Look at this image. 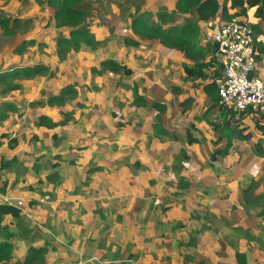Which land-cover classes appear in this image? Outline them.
<instances>
[{
	"label": "crops",
	"instance_id": "crops-1",
	"mask_svg": "<svg viewBox=\"0 0 264 264\" xmlns=\"http://www.w3.org/2000/svg\"><path fill=\"white\" fill-rule=\"evenodd\" d=\"M92 2L82 1L90 44L59 59L57 39L74 26L57 27L46 3L0 0V16L20 20L0 49V75L48 68L0 80V105H12L0 122V204L20 209L0 220L11 245L0 264H195L200 247L204 264H237V251L264 264L255 119H242L241 137L225 135L228 110L212 100L211 81L187 77L182 52L130 28L132 16L175 0ZM206 25V59L219 61ZM9 83L20 87L2 93Z\"/></svg>",
	"mask_w": 264,
	"mask_h": 264
},
{
	"label": "trees",
	"instance_id": "trees-1",
	"mask_svg": "<svg viewBox=\"0 0 264 264\" xmlns=\"http://www.w3.org/2000/svg\"><path fill=\"white\" fill-rule=\"evenodd\" d=\"M36 1L46 3L54 9L53 17L57 27L64 25L74 26L69 33V37H60L57 39L59 59H62L70 49L76 51L82 42L90 44L91 37L89 36V29L85 22L87 15L85 7H82L83 0ZM230 9H233L234 12L230 13ZM250 9H254L253 12L250 11L249 13L248 10ZM218 15L222 21L229 20L233 16H252L257 20V23L252 24L254 28V45L256 55L264 66V0H175L174 7L171 10L160 5L154 12L145 10L132 16L130 22V28L133 32L139 33L149 39L158 40L164 46L182 52L189 59V63L183 64V70L186 76L192 79H209L211 83L206 84L205 87L212 93V100H215L217 104L218 93L214 79L220 75L222 64L220 60L218 61L215 58L206 59L208 47L207 43L203 44L200 23H207L211 27V23ZM180 16L184 18L181 22H177ZM19 21L16 18L12 19L0 16V27L4 33L12 34L15 27L19 25ZM125 42L131 45L138 44L137 41L131 39H126ZM27 44L28 42L22 41L15 51L22 53ZM101 65L113 70L121 68L120 64L111 59L103 60ZM123 69L126 74H130L131 70L129 68L123 67ZM47 71L48 68L43 64H36L32 68L23 67L2 74L0 75V80L4 82L6 78H10V75L25 74L29 76ZM19 87L20 85L18 84L9 83L1 92L3 93ZM60 99L61 96L52 98V100L57 101ZM8 108L12 109V105H0V122L6 118ZM226 110H228L226 113L228 117L225 121V127L228 126V129L226 128L225 135L241 137L243 129L248 127L247 125L242 127V119L247 116L255 119L254 123L259 133H264V117L262 114L259 116L256 114H247L246 112L237 113L229 109ZM240 129L242 130L241 133ZM19 213L20 209L16 206L0 204V220L4 215L18 216ZM9 235L7 234V236ZM6 239L0 240V262L8 258L11 252V245ZM235 259L237 264H246V256L243 251H237L235 253ZM195 264H202V262Z\"/></svg>",
	"mask_w": 264,
	"mask_h": 264
},
{
	"label": "built area",
	"instance_id": "built-area-1",
	"mask_svg": "<svg viewBox=\"0 0 264 264\" xmlns=\"http://www.w3.org/2000/svg\"><path fill=\"white\" fill-rule=\"evenodd\" d=\"M255 23L257 20L252 21L250 16L216 21L205 32L204 39L214 45L222 64L220 75L214 79L218 105L264 117V68L256 55L252 26Z\"/></svg>",
	"mask_w": 264,
	"mask_h": 264
},
{
	"label": "rangeland",
	"instance_id": "rangeland-1",
	"mask_svg": "<svg viewBox=\"0 0 264 264\" xmlns=\"http://www.w3.org/2000/svg\"><path fill=\"white\" fill-rule=\"evenodd\" d=\"M126 1V0H125ZM134 3H136V4H141V3H144L145 2V0H132ZM152 3L153 2H158V0H150ZM167 1V0H166ZM89 2L90 3H93L92 2V0H89ZM90 3H87L86 5H84V7H85V10L87 11V9H89V4ZM157 5H159V4H157ZM167 7V6H166ZM101 11L102 12H105L106 11V8H104L103 6L101 7ZM183 16H180L178 19H177V22L179 21V22H181L182 20H183ZM210 28V25L208 24V25H206V26H204V29H203V31H204V33H203V37L205 36V32L208 30ZM12 34H9V33H4L3 31H1L0 32V49L2 48V47H4L5 45H7V46H11L12 44H13V41H11L12 40V36H11ZM26 42H28V41H26ZM260 67H262V68H264V66H263V64H262V62L260 61ZM193 234V236L191 235V233L189 232L188 233V237H189V239L192 241V243L194 244V243H197V239H198V231L197 232H193L192 233ZM204 254H205V250L204 249H202V247H200L199 248V250L198 251H196L195 253H194V255L193 256H195L196 258H195V260L196 261H199V262H202V264H204V262H203V260H204ZM183 255H185L186 256V254H183ZM221 257H224V253H223V255H221ZM199 262H197V263H199Z\"/></svg>",
	"mask_w": 264,
	"mask_h": 264
}]
</instances>
